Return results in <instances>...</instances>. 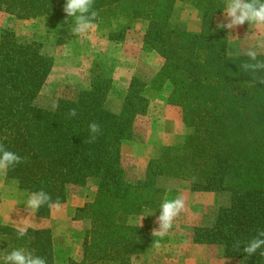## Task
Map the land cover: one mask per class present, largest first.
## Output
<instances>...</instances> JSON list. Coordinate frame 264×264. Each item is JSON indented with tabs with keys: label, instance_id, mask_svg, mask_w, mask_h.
<instances>
[{
	"label": "trees",
	"instance_id": "trees-1",
	"mask_svg": "<svg viewBox=\"0 0 264 264\" xmlns=\"http://www.w3.org/2000/svg\"><path fill=\"white\" fill-rule=\"evenodd\" d=\"M65 2L0 0V11L19 20L46 18L48 30L56 35L53 24L61 20L65 25ZM179 4L192 6L198 30L174 21ZM224 4L94 0L99 13L94 23L110 26L109 41H123L132 24L140 22L143 50L162 58L149 82L136 74L131 77L116 109L108 105L113 79L98 61L87 85L74 97L58 98L51 108L38 104L53 56L36 39L0 30V143L26 158L4 178L27 194L43 189L59 204L66 201L70 185L96 182L92 200L77 209V219L89 222L79 259H59L47 227L27 228V235L18 238L15 227L0 222V264L15 249L44 257L47 264H132L135 255L158 241L139 219L160 214L165 189L159 180L165 177L187 181L192 191L225 196L209 224L192 228L193 243L220 245L225 258L241 264H264L260 250L250 257L242 250L243 243L264 230V84L259 82L264 69L245 71L241 65L251 62L249 58L230 52L227 32L215 23ZM71 22L73 18L68 26ZM257 59L264 61V53ZM165 87L168 103L180 108L188 131L180 143L164 145L148 160L142 178L130 180L122 165L121 144L133 137L137 118L149 107L150 91ZM73 108L78 114L69 118ZM92 122L100 125L101 133L94 143H87ZM50 210L45 205L35 215L46 219ZM237 241L239 249L234 247Z\"/></svg>",
	"mask_w": 264,
	"mask_h": 264
},
{
	"label": "rangeland",
	"instance_id": "rangeland-1",
	"mask_svg": "<svg viewBox=\"0 0 264 264\" xmlns=\"http://www.w3.org/2000/svg\"><path fill=\"white\" fill-rule=\"evenodd\" d=\"M70 18H63L65 25L60 24L61 20L57 22L63 27L53 24L54 30L66 32L55 35L48 30L46 18L19 20L0 11V30L11 29L20 38L40 41L43 51L54 58L53 68L37 99L41 106L51 108L58 98L74 97L80 88L87 85L91 67L97 61L102 63L104 73L113 79L108 97V105L113 109L121 105L133 75L149 82L159 70L162 58L142 48V23H133L123 41L112 42L107 39L109 25L101 24L76 36L70 32L74 22L71 26L67 24ZM223 19L224 14H221L216 26ZM174 21L188 30L199 28L192 6L188 4L176 6ZM225 31L232 54H242L248 49L264 53V26L255 27L246 22ZM168 93V87L150 91L149 107L144 115L137 118L133 137L121 144L122 165L130 180L142 178L148 160L164 145L180 143L188 131L181 120L180 108L168 103ZM4 176L5 173L0 174V222L16 229L20 226L47 227L51 230L58 258L79 259L89 222L77 219V209L94 197V179L84 186L70 185L66 201L60 203L59 209L51 208L49 217L42 219L27 207L29 194L18 190L13 180H6ZM159 184L165 189L163 201L183 195L185 209L174 220L172 229L164 237L157 236L158 241L152 248L135 255L132 264H241L225 258L220 245L198 244L191 240L192 228L212 221L217 208L225 202L224 194L192 191L188 182L182 179L165 177L159 180ZM158 216L148 214L139 222H145L152 231L158 229L154 223Z\"/></svg>",
	"mask_w": 264,
	"mask_h": 264
},
{
	"label": "clouds",
	"instance_id": "clouds-1",
	"mask_svg": "<svg viewBox=\"0 0 264 264\" xmlns=\"http://www.w3.org/2000/svg\"><path fill=\"white\" fill-rule=\"evenodd\" d=\"M94 0H66L63 6V12L66 17L74 19L75 26L70 32L76 36L83 35L95 28L94 21L97 19L99 13L93 7ZM224 19L218 23V27L227 30H232L237 26H242L246 22L251 26H264V0H225L224 4ZM226 21V22H225ZM251 62H245L241 65L245 71L251 69L253 72L257 69H264V61L258 60V52L254 49H248L244 52ZM254 62V63H253ZM260 83L264 84V78H260ZM58 107V105H54ZM77 109H70L68 112L69 118L77 116ZM89 138L87 143H94L101 133V127L98 123L92 122L88 125ZM26 158L8 150L2 143H0V174L7 172L9 168H14L16 165L24 163ZM196 182V177L192 178ZM27 207L32 213L37 212L42 206L47 205L50 209H59V199L52 201L49 193L43 189L29 194ZM185 209V199L183 195H178L173 199L162 202L159 216L154 223L158 225V229L152 230L153 236L164 237L173 227L174 220ZM18 238H23L27 235V228L24 226L17 227ZM242 249L247 257L256 254L264 256V230H259L257 235L247 243ZM240 241L234 245L239 249ZM4 264H47L44 257L37 256L31 251L24 249H15L3 256Z\"/></svg>",
	"mask_w": 264,
	"mask_h": 264
}]
</instances>
